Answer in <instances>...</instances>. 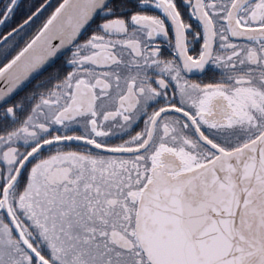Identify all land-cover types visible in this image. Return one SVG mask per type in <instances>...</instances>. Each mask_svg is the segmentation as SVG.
Returning <instances> with one entry per match:
<instances>
[{"label":"snow or ice","instance_id":"obj_1","mask_svg":"<svg viewBox=\"0 0 264 264\" xmlns=\"http://www.w3.org/2000/svg\"><path fill=\"white\" fill-rule=\"evenodd\" d=\"M0 264H264V0H0Z\"/></svg>","mask_w":264,"mask_h":264},{"label":"flooded vegetation","instance_id":"obj_2","mask_svg":"<svg viewBox=\"0 0 264 264\" xmlns=\"http://www.w3.org/2000/svg\"><path fill=\"white\" fill-rule=\"evenodd\" d=\"M52 2L54 3V2H55V0H52Z\"/></svg>","mask_w":264,"mask_h":264}]
</instances>
